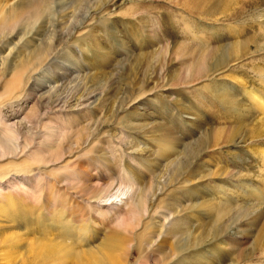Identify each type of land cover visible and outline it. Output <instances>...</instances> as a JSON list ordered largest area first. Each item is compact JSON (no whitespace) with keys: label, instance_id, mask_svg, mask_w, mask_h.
I'll use <instances>...</instances> for the list:
<instances>
[{"label":"rangeland","instance_id":"obj_1","mask_svg":"<svg viewBox=\"0 0 264 264\" xmlns=\"http://www.w3.org/2000/svg\"><path fill=\"white\" fill-rule=\"evenodd\" d=\"M53 14L40 35L52 44L57 62L62 53L69 56L63 71L57 65L46 70L43 80L51 78L52 96L46 108L35 106L50 117L56 112L61 119L71 115L80 124L92 123L79 134L89 139L73 149L80 153L71 160L84 171L79 195L102 191L112 181L118 185L123 166L147 188L166 176L167 158L177 157L178 178L159 190L156 182L151 185L148 216L133 232L140 233L154 212L160 215L154 226L172 213L182 222L189 257L178 264H264V1L54 0ZM20 36L6 40L0 59ZM42 121L33 117L30 138L39 136L36 125ZM166 143L171 148L162 155ZM10 208L23 253L26 243L55 239L75 250L97 248L99 264H108L94 231L101 225L66 220L55 230L36 215L20 217ZM127 237L134 242L129 264H177L168 250L171 239L159 240L168 253L164 261L151 254V262L137 253L138 239ZM90 255L83 252L76 261L95 264Z\"/></svg>","mask_w":264,"mask_h":264},{"label":"bare ground","instance_id":"obj_2","mask_svg":"<svg viewBox=\"0 0 264 264\" xmlns=\"http://www.w3.org/2000/svg\"><path fill=\"white\" fill-rule=\"evenodd\" d=\"M53 1L0 0V47L7 45L6 40L11 39L15 34L21 35L15 47L8 52L7 56L0 59V264H80L76 260L83 252L91 254L90 257L96 260L93 261L95 264L100 263L96 256L97 253H100L99 249L93 247L94 249L75 250L56 242L55 239L43 244L37 240L26 243L27 247L24 246L28 252L27 254L23 253V245H20L22 237L17 232L21 228L15 224L17 219L9 215L10 207L15 208L13 214H20V217L21 215H36L38 217L36 219L49 222L52 224L51 228L55 230L60 222L66 220L72 221L73 226L84 221L88 223V220H90V224L101 225L94 231L101 235L100 244H102L101 247L105 254L104 260L108 264H129L127 258L130 255V245L134 242L129 244L127 235L138 239L136 251L140 258H146L153 262L152 254V256H162L161 260L164 261L163 259L168 256V253L165 251V247L159 245V240L169 238L174 243L169 246L170 249L168 248L172 258L176 259L177 264L184 260L187 261L189 257L186 245L183 243L186 235H183L178 227L182 225V222L172 213L165 215L163 219L160 218L161 221L159 223L156 221L157 224L154 226L155 217H160V215H157L158 212L151 211L154 213L149 216V221L141 229V232L138 234L133 232L140 227L142 216H148L146 212L149 210L145 206L148 199L145 200V197L150 192L151 185L156 182L157 190H159L161 189L159 184L163 186L170 178H178L180 165L176 163L177 157L172 160L167 158L169 169L167 168L166 176L156 177L158 179L153 183L149 182L147 188H141V185L139 186L133 180V172L124 171L125 168L122 165L123 168H119V173H116L120 178L118 185L115 186L112 181L102 191L79 195L81 189L77 188V184L81 182L80 174L84 171L75 168L76 163L71 160L80 153L78 151L73 153V149L80 145H86L89 139L88 136L82 141L79 134L90 130L92 123L83 120L80 124L78 118L70 119L71 115L61 119L59 114L56 117V112H53L55 118L53 115L50 117L51 115H46L44 110L43 113L38 111L35 106L38 103V108L40 106L42 109L46 108L52 96L54 86L49 83L51 78L43 80V75L47 73L46 70L57 65L58 72L63 71L65 65L62 62L69 56V52H64L57 62L55 58L53 59L54 56L51 57L52 44L44 41L40 35V30L45 29L46 23H49L48 18L54 15ZM249 5L251 4L249 3ZM242 6L241 10L246 4ZM36 26L39 28L33 33ZM262 27L264 29V26ZM260 34L264 40V33ZM47 75L46 77H50L51 74ZM262 75L261 77L264 78V74ZM37 115H40L41 121L44 120L41 124L38 122L36 125L41 128V131L39 136L30 138L33 128L32 119ZM97 121L101 120L98 118ZM65 134L68 138L64 137ZM166 137L167 134H165ZM169 142L168 140V144ZM91 144L89 152H92L95 147V143ZM168 144L160 145L162 155L166 152L165 148L169 150L173 147ZM165 155L167 157L168 154ZM57 178L58 180H56ZM109 190L112 193H109ZM256 195L259 196V194ZM261 197L259 196V198ZM161 211L160 214L164 213ZM153 228H156L154 232H152ZM24 229L26 230V227ZM118 230L123 231V236L117 233ZM80 233L78 238L83 241L85 234ZM164 241L168 243V240ZM190 253L192 252L190 251ZM135 264L148 263H141L139 260Z\"/></svg>","mask_w":264,"mask_h":264}]
</instances>
